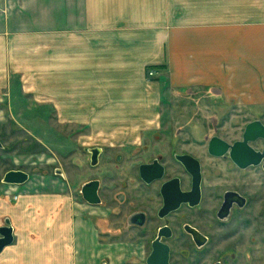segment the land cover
Instances as JSON below:
<instances>
[{
  "label": "crops",
  "instance_id": "crops-1",
  "mask_svg": "<svg viewBox=\"0 0 264 264\" xmlns=\"http://www.w3.org/2000/svg\"><path fill=\"white\" fill-rule=\"evenodd\" d=\"M163 78L264 107V0H0V95L10 100L130 144L156 122ZM66 206L56 221L41 206L42 264L77 262Z\"/></svg>",
  "mask_w": 264,
  "mask_h": 264
},
{
  "label": "rangeland",
  "instance_id": "rangeland-1",
  "mask_svg": "<svg viewBox=\"0 0 264 264\" xmlns=\"http://www.w3.org/2000/svg\"><path fill=\"white\" fill-rule=\"evenodd\" d=\"M45 26L43 23L41 27ZM163 79L156 122L142 132L144 139L130 143L131 150L116 149L110 156H103L96 168L90 165L87 148L118 143L114 138L118 134L93 133L94 130L83 125L64 123L53 115L50 105L26 98L15 102L10 100L11 96L0 95V139L4 146L0 150V179L12 169L30 175L20 185L1 184L0 180V225L9 222L16 230L10 247L12 264L44 263L39 262V253L35 252L34 245L42 241L41 232L36 229L49 216L48 211L53 221L56 216L65 215L68 203L73 208L75 264H145L147 249L112 244L102 234L99 223L110 213L106 207L111 206L113 214L107 225L111 236L119 227L124 228L125 217L132 207L128 205L122 215L115 214L114 211L124 208L116 195L132 194V177L137 175L135 165L143 158H156L163 152L196 151L214 135L234 140L249 122L257 119L264 122V107L227 102L221 91L208 87L175 89ZM121 152L125 153L122 162L111 159ZM95 178L111 191L105 194L108 203L99 207L88 205L81 193L84 184ZM45 205L49 210L43 212L41 206ZM22 244L28 249L27 261L18 260Z\"/></svg>",
  "mask_w": 264,
  "mask_h": 264
},
{
  "label": "flooded vegetation",
  "instance_id": "flooded-vegetation-1",
  "mask_svg": "<svg viewBox=\"0 0 264 264\" xmlns=\"http://www.w3.org/2000/svg\"><path fill=\"white\" fill-rule=\"evenodd\" d=\"M249 123L234 140L214 135L196 151L169 154L162 151L156 158H143L135 165L137 175L132 177V194L116 195L124 208L120 207L115 214L122 215L128 205L132 207L125 217L124 228L119 227L111 236L107 225L113 211L107 206L110 213L99 219L102 234L112 244L147 249L145 264L156 246L163 251L167 249L169 264H250L252 261L264 264V137L246 142ZM215 137L226 144L212 147ZM131 147L127 143L88 147L90 165L96 168L103 156H110L116 149L131 150ZM92 149L99 153L95 166L92 165ZM124 154H114L111 159L120 163ZM179 156H192L195 172L190 171ZM142 166H149L146 177L142 176ZM7 173L0 180H4ZM93 181L100 183L101 202L92 204L82 194L83 199L88 205L103 206L108 203L105 194L110 190L105 189L100 179H91L86 184ZM6 226L12 227L15 241L13 225L7 222L0 225V229ZM12 244L0 252L3 259L0 264H9V259L4 257Z\"/></svg>",
  "mask_w": 264,
  "mask_h": 264
},
{
  "label": "water",
  "instance_id": "water-1",
  "mask_svg": "<svg viewBox=\"0 0 264 264\" xmlns=\"http://www.w3.org/2000/svg\"><path fill=\"white\" fill-rule=\"evenodd\" d=\"M247 129H248L247 133L245 134L246 142H248L249 140H254L258 137H264V124L259 120L250 122ZM219 143H221L222 145L226 144L224 141L215 137L212 139L211 145L213 147V145ZM3 147H4L3 143L0 139V150L3 149ZM225 148L226 146H224V150ZM91 151H92V165L95 166L98 164L99 153L97 149H92ZM179 159L187 166V168L190 171H192V165L194 161L192 156H179ZM148 168L149 166H142L141 172L143 177H146V172H147L146 170ZM197 172L196 174H199L200 171L198 170ZM29 178L30 175L25 171L12 170L5 175L3 181L9 184H25L29 180ZM99 186L100 183L98 181H93L91 183L84 185V187L82 188V194L88 202L92 204H98L101 202L98 194ZM0 234L2 236V238L0 239V252H1L5 246L11 245L13 243L14 241L13 229L10 226L2 227L0 229ZM167 258H168L167 249L163 251L158 249V247L156 246L153 255L148 260V264H169Z\"/></svg>",
  "mask_w": 264,
  "mask_h": 264
},
{
  "label": "built area",
  "instance_id": "built-area-1",
  "mask_svg": "<svg viewBox=\"0 0 264 264\" xmlns=\"http://www.w3.org/2000/svg\"><path fill=\"white\" fill-rule=\"evenodd\" d=\"M149 74H150V76H152L153 75V72H150Z\"/></svg>",
  "mask_w": 264,
  "mask_h": 264
}]
</instances>
